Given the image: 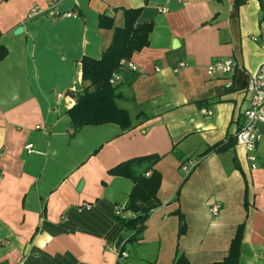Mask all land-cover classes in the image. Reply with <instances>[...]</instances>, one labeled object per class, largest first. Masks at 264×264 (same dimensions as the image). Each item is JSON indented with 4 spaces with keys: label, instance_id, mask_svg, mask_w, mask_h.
<instances>
[{
    "label": "crops",
    "instance_id": "1",
    "mask_svg": "<svg viewBox=\"0 0 264 264\" xmlns=\"http://www.w3.org/2000/svg\"><path fill=\"white\" fill-rule=\"evenodd\" d=\"M50 1L78 15L27 16ZM236 2L0 0V264H173L179 252L206 264L227 254L240 223L238 264H264V123L254 166L236 142L250 105L247 80L264 60V0ZM129 7L152 23L148 44L127 59L134 68L121 66L114 83L135 126L73 132L68 110L83 89L81 59L99 58L113 37L99 16L121 27ZM227 57L241 65L230 87L226 75L208 72ZM150 153L159 156L160 205L139 239L122 242L128 257H119V238L130 232L115 207L125 205L133 181L109 169ZM189 160L196 165L187 174L180 166Z\"/></svg>",
    "mask_w": 264,
    "mask_h": 264
},
{
    "label": "trees",
    "instance_id": "2",
    "mask_svg": "<svg viewBox=\"0 0 264 264\" xmlns=\"http://www.w3.org/2000/svg\"><path fill=\"white\" fill-rule=\"evenodd\" d=\"M244 0H237L236 3ZM141 7L124 9V23L121 27H114V18L106 13L100 14L99 25L105 28H114L113 37L109 46L99 58L84 56L81 59L83 89L76 93V102L68 110L73 132L84 125H98L116 123L123 131L135 126L129 111L117 102L122 97L118 84H112L110 78L117 72L122 59H128L135 50H140L148 44V35L152 30L151 22H139ZM1 36V32H0ZM6 49L0 45V60L5 56ZM219 145H212L207 149L214 151ZM159 156L153 153L135 156L116 164L109 169L111 174L121 175L133 181L128 200L122 206V212L114 213L115 220L130 232L122 242H130L140 238L146 219L152 209L160 202L157 192L161 183V174L154 167ZM237 165V164H236ZM142 168L141 171H137ZM180 232L185 231V222L180 213ZM243 223H240L231 239L227 254L220 260L206 264H238L240 245L243 234ZM173 264H191L190 260L179 252Z\"/></svg>",
    "mask_w": 264,
    "mask_h": 264
},
{
    "label": "built area",
    "instance_id": "3",
    "mask_svg": "<svg viewBox=\"0 0 264 264\" xmlns=\"http://www.w3.org/2000/svg\"><path fill=\"white\" fill-rule=\"evenodd\" d=\"M39 14H44L52 20L59 19L61 17H76L78 15L75 11L59 12L56 9V4L53 1H50V3L45 8H42L38 5L32 6L27 16L33 17ZM120 65H128L130 68H134V65L129 63L127 59H122ZM240 67L241 65L236 59L233 57H227L218 59L210 64L208 67V72L210 74L226 75L227 77L225 79V84L226 86L230 87L232 85L233 74ZM118 78V73L114 72L110 78V82L114 84ZM245 88L246 91L250 93V105L244 111V122L236 133V142L246 148L248 152V159L252 162V166H254L256 157L252 152L261 139L260 124L264 123V60L260 64L257 72L249 76ZM201 112L207 115L211 113V110L203 107L201 108ZM31 147V144L27 145V148ZM195 165L196 162L194 160H189L187 163H182L180 168L188 174L195 167ZM90 207V203H83L81 206H79V208L86 209H89ZM219 207V203H213L210 206V211L213 214H216L219 211ZM154 209H152V211H154ZM121 212L122 206H116L115 213L119 214ZM117 255L119 257L127 258L129 254L125 249H123L122 245H119Z\"/></svg>",
    "mask_w": 264,
    "mask_h": 264
},
{
    "label": "water",
    "instance_id": "4",
    "mask_svg": "<svg viewBox=\"0 0 264 264\" xmlns=\"http://www.w3.org/2000/svg\"><path fill=\"white\" fill-rule=\"evenodd\" d=\"M21 30H22V26H19V27L16 28L15 32L18 33ZM121 240H122V238H119V241H121Z\"/></svg>",
    "mask_w": 264,
    "mask_h": 264
}]
</instances>
